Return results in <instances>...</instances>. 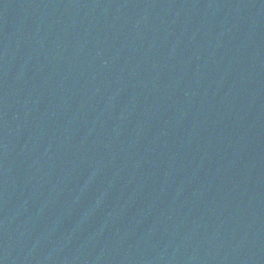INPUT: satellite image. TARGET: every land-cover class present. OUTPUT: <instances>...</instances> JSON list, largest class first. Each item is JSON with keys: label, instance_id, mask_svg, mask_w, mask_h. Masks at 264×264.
<instances>
[{"label": "water", "instance_id": "1", "mask_svg": "<svg viewBox=\"0 0 264 264\" xmlns=\"http://www.w3.org/2000/svg\"><path fill=\"white\" fill-rule=\"evenodd\" d=\"M0 264H264V0H0Z\"/></svg>", "mask_w": 264, "mask_h": 264}]
</instances>
